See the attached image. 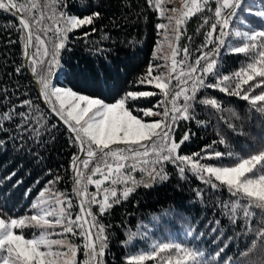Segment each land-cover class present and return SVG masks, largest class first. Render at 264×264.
Listing matches in <instances>:
<instances>
[{
    "label": "snow or ice",
    "instance_id": "snow-or-ice-1",
    "mask_svg": "<svg viewBox=\"0 0 264 264\" xmlns=\"http://www.w3.org/2000/svg\"><path fill=\"white\" fill-rule=\"evenodd\" d=\"M148 2L149 6L155 3L161 16L169 11L163 7L162 0ZM213 2L214 12L211 7ZM243 4L244 0H183L181 9H170L172 13L179 11V16H168L169 24L156 25L157 29L165 30L164 37L167 39L169 26L175 19L177 46L169 45L171 66L168 74L153 75L154 67L160 66L150 63L147 73L138 78L141 84H154L159 93L128 91L119 98H114V102H106L102 95H89L77 90V86L71 81L69 86H56L50 79L57 69L63 68L60 56L62 50L66 49L68 33L93 25L100 15L98 11L81 17L66 11L67 0H0V10L18 18L17 32L23 45V57L38 85V99L44 104V108H41L32 100H23L9 112L0 113V120L8 121L18 116V129L24 132L31 130L38 137L42 130H48L47 126L51 121L47 118L51 116L58 123L62 122L67 126L70 144L76 146L80 153L73 155L71 164L74 174L72 194L78 198V204L72 194L54 188L62 179L56 176L33 202L32 215L13 218L6 216L4 209L0 208V264H105L103 258L106 255L108 236L106 226L100 223L98 216L106 214L114 204L120 203L121 197L126 200L136 187H151V182L157 178L167 179L164 171L166 163L174 164L182 179L186 178V173H191L212 189L227 188L235 198L230 202V208L228 204L224 205L229 209V219L232 223H237V211L242 210L244 234L254 236L246 249L239 252L240 258L234 260L229 257L227 264H254L248 258L258 248H264V216L257 225L253 224L256 216L253 209L264 213V140L247 156L227 153L233 158L231 165L216 166L201 161L219 159L225 153L215 151L212 145H206L200 152L180 155L179 149L191 133L186 132L179 142L173 134V126L178 121L195 119L193 104L197 100V93L204 88L239 96L248 101L257 112L264 114V88L257 95L251 94L264 85V29L231 31V23ZM90 6V0H80L81 11ZM254 8L255 5L249 6L248 14L264 21V3L259 10L254 11ZM205 10L213 12L212 17H204L201 25L203 28L211 23L210 31L205 33V43L197 49L198 55L193 62L188 61L191 54L186 46L182 49L184 59L177 60L181 51L179 39L183 34L180 25L186 18ZM48 11H51V15L47 14ZM46 19L51 23H44ZM218 30L219 35H215ZM96 31L95 27L91 28L92 33ZM48 33L52 35L49 36ZM89 35L87 31L83 33L85 37ZM226 36L236 37L241 46L229 45L228 39L224 38ZM107 38L101 37L102 40ZM209 44L214 47L209 49ZM33 48L35 51H32ZM222 48L249 57L247 66L234 73V87L232 76L220 77L218 74ZM159 50L158 48L154 52V57L159 58ZM97 51L103 52L104 49ZM16 71L19 73L21 69L17 68ZM74 75L79 78L80 73L74 72ZM209 77H214L216 82L208 83ZM257 77L261 79L249 84L250 81H256ZM102 83L106 84L107 81L102 80L100 73H95L89 86L100 92ZM243 85H248V88L245 89ZM155 95H162L163 99L153 107L162 108L163 111H153L151 108L138 111H142L144 117L161 119L146 122L133 114L130 101ZM199 103L222 110L219 101L212 98H204ZM24 108L29 111H18ZM35 113L39 115H34ZM56 126L51 125L52 128ZM229 127L236 131L231 123ZM2 128L3 125L0 124V129ZM217 142L227 143L223 137L219 141L214 140L213 145ZM3 143L0 140V145ZM137 171L148 179L145 180L142 175L137 180L133 175ZM90 185L95 186V192L89 191ZM117 185H123V188L119 189ZM197 195H200L199 191ZM74 206L78 207V212L73 210ZM93 206L99 209L98 213L93 210ZM25 228H36L39 232L34 233L32 238H26L23 234ZM57 228L59 231H54ZM134 235L136 234L130 233L129 240ZM54 236L59 238H53ZM70 236L82 238L83 244L73 242ZM186 236L196 239L191 228ZM81 251L84 260L78 258ZM223 251L221 248L212 256L181 242L160 241L154 243L150 251L127 257L126 264H145V261L157 260L159 264H218Z\"/></svg>",
    "mask_w": 264,
    "mask_h": 264
},
{
    "label": "trees",
    "instance_id": "trees-1",
    "mask_svg": "<svg viewBox=\"0 0 264 264\" xmlns=\"http://www.w3.org/2000/svg\"><path fill=\"white\" fill-rule=\"evenodd\" d=\"M262 3L264 0H244L243 8L231 23V31L264 29V21L248 14L249 6L255 5V11L259 10ZM67 4L66 11L71 14L82 17L98 11L100 15L93 25L68 33L66 49L62 50L60 56L63 68L57 69L50 77L54 85L69 86L71 81L77 86V90L84 94L102 95L106 102H114V98H119L128 91L159 93V89L148 83L138 82V78L147 73L150 63L157 65L152 53L159 37L156 25L160 23V18L154 2L149 6L148 0H90L91 6L83 11L80 9V0H67ZM211 7L214 12V2ZM213 12L205 10L197 13L186 18L180 25L183 34L179 39L181 51L176 57L177 60L184 59L182 49L185 46L191 54L188 61L195 60L197 49L205 43V33L211 29V23L201 28L204 17H212ZM47 14L51 15V11ZM44 23L50 24L51 21L46 19ZM18 27L15 16L0 10V113L9 112L26 99L44 108L23 69V45L17 32ZM92 27L97 31L92 33ZM86 31L90 33L87 37L83 36ZM48 35L51 36L52 33ZM215 35H219V30ZM102 36L108 38L102 40ZM224 38L228 39L229 45L241 46L234 36ZM176 46L175 40L174 47ZM213 47V44L208 46L209 49ZM100 48L104 51L98 52L97 49ZM249 62L248 56L231 53L228 48H222L218 74L220 77L232 76L234 87V73L246 67ZM17 68L21 69L19 73ZM28 69L31 71L29 65ZM74 72L80 73L79 78ZM95 73H100L102 80L107 81L106 84H101L100 92L89 86ZM156 73L154 69L153 75ZM260 79L257 77L256 81H250L249 84ZM207 82L216 81L214 77H209ZM243 87L247 89L248 85ZM262 88L264 85L251 94H259ZM204 98L219 101L222 110L199 103ZM162 99V95L140 97L136 101H130L131 110L137 114L138 109L162 111V108L153 107ZM193 108L195 119L180 120L174 125L176 136L180 140L186 132L191 133L179 149L182 155H191L200 152L206 145H212L215 151L225 155L219 159H205L204 162L229 166L233 163V158L227 153L247 156L264 140V114L257 112L248 101L239 96L228 95L218 89L204 88L197 93ZM19 110L29 111L27 108ZM47 119L51 121L47 126L48 130H42L38 137L31 130L24 132L18 129V116L8 121L0 120L3 125L0 129V140L4 141L0 145V208L4 209L6 216L18 218L27 213L32 199L56 176L62 179L54 188L72 194L71 164L73 155L78 154V148L70 144V135L61 124L51 116ZM197 121L204 123L198 124ZM229 123L234 125L236 131L229 127ZM52 124L57 126L52 128ZM221 137L227 143L217 142L213 145V141H219ZM168 168L172 167L164 165L167 179L157 178L151 187H137L126 200L121 197L120 203L114 204L106 214L98 216L100 223L106 226L108 236L106 255L103 258L105 264H126L127 257L150 251L152 245L160 241L173 240L182 243L189 228L202 241L201 246L205 253L214 256L219 249H224L218 264H227L229 257L239 259V252L246 249L254 236L244 234L242 210L237 211V223L234 224L229 219V209L224 205L228 204L230 208V202L235 198L226 187L212 189L194 176L186 174V178L182 179L175 171L168 172ZM143 178L146 179L144 174ZM117 188L122 189L120 186ZM95 190L89 186V191ZM197 191L200 195H197ZM73 210L78 212L75 206ZM93 210L99 212L95 206ZM253 211L256 212L253 220L255 226L264 213L259 209ZM130 233L136 234L131 240ZM78 258L84 260L82 251ZM248 259L254 264H264V248H258ZM150 262L152 261H145V264Z\"/></svg>",
    "mask_w": 264,
    "mask_h": 264
},
{
    "label": "rangeland",
    "instance_id": "rangeland-1",
    "mask_svg": "<svg viewBox=\"0 0 264 264\" xmlns=\"http://www.w3.org/2000/svg\"><path fill=\"white\" fill-rule=\"evenodd\" d=\"M162 4H163V7L166 8V9H168L169 11H167L164 16H161L160 11L158 12L159 13V18H160V23L169 24V21L167 19L168 16L178 17L179 14H180L179 11H177L176 13H172L170 11V9H173V8H175L177 10L181 9L182 4H183V0H162ZM175 26H176L175 25V19H173V21H172V23H171V25L169 26V29H168L169 35H168V38L167 39H165V37H164V31L165 30L164 29H159V33H158V36L159 37H158L157 43H156V45L154 47V50H153V53H152L153 58L157 61V65L160 66L159 68L154 67V69H156V72H157L155 75L160 74V73H163L165 76H167V74H168L169 68L171 66V48H170L169 45L171 44V46L174 47V42H175V32H174V29H175ZM158 48L160 49L159 52H157V57H159V58H156V57H154V52H156V50ZM34 51H35V49H34ZM173 83L175 84V81H173ZM149 85H151L152 87H154V84H149ZM135 111H137V110H135ZM133 114L136 115L138 118L144 119L146 122H152L153 120L161 119V117H144L142 111H139L138 114L137 113H133ZM173 134H174V137H175L176 141L179 142L180 141V138H178L176 136V127L175 126H173ZM180 155H182V154H180ZM201 162L202 163H206V162H204V160L201 161ZM165 165H168V166L172 167V168H168V172L169 171H175L176 174L178 176H180L179 173H178V170H177V168H176V166L174 164H172V163H166ZM186 174L191 175V176H194L196 178V176L193 175V174H191V173H186ZM133 175H135V177H136L137 180H140L143 174L141 172L137 171ZM144 176L146 177V179L145 178L144 179L147 180L148 179L147 176L146 175H144ZM199 181H201V180H199ZM152 183L153 182H151V184ZM216 183H219V182H216ZM91 186L95 188V186H93V185H91ZM117 186H120V187L123 188V185H117ZM138 187H144V186L143 185H140ZM44 189H42L41 191H43ZM41 191L32 199L31 204H30V206L28 208L27 213H25L24 215H22L20 217H23L25 215L30 216V215L33 214L32 204H33L34 201H36L38 199ZM95 191H93V192H95ZM54 231H59V229L57 228ZM38 232H39V230L36 229V228H25V229H23V234L26 236V238H32V235L34 233L38 234ZM53 238H59V237L54 236ZM69 238L73 242H75L77 244H81V245L83 244V239L80 238V237L70 236ZM182 243H184V244L188 243L187 246H189V247H196V248H199L202 251L204 249L203 246H201L202 241H200L197 236H196V239H192L190 237L188 239V237H186V236L184 237L183 236ZM149 264H159V261L158 260L157 261H152Z\"/></svg>",
    "mask_w": 264,
    "mask_h": 264
},
{
    "label": "water",
    "instance_id": "water-1",
    "mask_svg": "<svg viewBox=\"0 0 264 264\" xmlns=\"http://www.w3.org/2000/svg\"><path fill=\"white\" fill-rule=\"evenodd\" d=\"M16 18H17V17H16ZM17 20H18V18H17ZM22 64H23V69L25 70L26 74L29 76V78H30V80H31V82H32V84H33V86H34V88H35L37 94H38V85H37V83H36L35 78L33 77L32 72L28 69V64L25 63L24 57H23V59H22ZM40 101H41V104H42L43 107H44L43 101H42L41 99H40ZM55 120H56V119H55ZM56 121H57V120H56ZM59 124H61V126L64 127L65 130L69 133V130H68L67 126H65L62 122H59ZM69 135H70V133H69ZM79 154H80V153H79V150H78V154H77V155H79ZM73 179H74V174H73V170H72V177H71V187H72V188H73ZM73 195H74V194H73ZM74 201H75V203L78 204V198L75 197V195H74ZM77 210L79 211L78 207H77ZM84 259H85V257H84Z\"/></svg>",
    "mask_w": 264,
    "mask_h": 264
}]
</instances>
